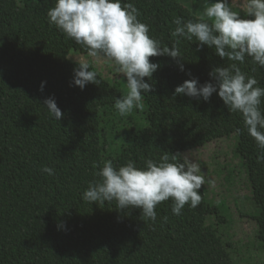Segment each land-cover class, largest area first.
I'll return each instance as SVG.
<instances>
[{
	"label": "trees",
	"instance_id": "16d2710c",
	"mask_svg": "<svg viewBox=\"0 0 264 264\" xmlns=\"http://www.w3.org/2000/svg\"><path fill=\"white\" fill-rule=\"evenodd\" d=\"M55 2L0 0V264H264V256L255 260L249 250L250 257L239 260L240 251L224 228L228 209L224 201L208 197L206 184L197 208L185 205L176 216L172 201H165L156 208L155 223L139 209L120 211L115 201L97 205L82 199L105 160L115 167L128 160L143 167L162 152L174 155L234 136L254 203L246 212L255 220L264 253V163L258 162L261 150L242 117L230 113L215 93L208 102L173 95L193 77L214 83L211 69L232 62L184 40L179 47L185 71L170 57H150L160 65L148 81L152 91L141 109L121 117L114 98L126 94V79L111 81L88 62L99 84L83 90L73 85L74 69L82 62L69 53L87 51L49 24L47 12ZM122 3L137 7L138 19L161 46L173 43L176 18L203 17L180 0ZM239 66L264 87V68L249 59ZM48 97L61 109L60 121L43 107ZM43 167L53 168L55 175L42 172Z\"/></svg>",
	"mask_w": 264,
	"mask_h": 264
},
{
	"label": "clouds",
	"instance_id": "9594fccd",
	"mask_svg": "<svg viewBox=\"0 0 264 264\" xmlns=\"http://www.w3.org/2000/svg\"><path fill=\"white\" fill-rule=\"evenodd\" d=\"M139 15L133 3L122 0H56L47 12L49 24L86 49L89 57L110 61L126 79V94L114 98V108L121 117L141 109L145 95L152 91L148 81L160 65L150 57H170L184 72L179 45L195 40L197 50L207 46L221 60L231 61L211 69L209 76L214 83L201 84L193 77L178 85L173 95L204 102L214 93L218 95L230 113L242 117L248 135L261 150L258 162L264 163V87L239 66L249 59L264 68V0H215L205 8L203 17L176 18L170 46H161L160 40L150 37L149 25L141 22ZM187 75L191 77L190 72ZM89 83L99 84L97 73L82 62L74 69L73 85L83 90ZM45 84L41 82V91ZM43 107L57 121L63 118L54 97L46 98ZM41 171L55 175L50 167ZM95 175L99 179L90 182L82 194L85 202L103 205L115 201L120 211L139 209L141 216L153 223L159 204L171 200L173 215L180 216L185 205L195 209L201 204L199 190L212 183L191 156L167 152H162L158 160L146 159L143 167L133 160L119 167L105 160Z\"/></svg>",
	"mask_w": 264,
	"mask_h": 264
},
{
	"label": "rangeland",
	"instance_id": "374dc122",
	"mask_svg": "<svg viewBox=\"0 0 264 264\" xmlns=\"http://www.w3.org/2000/svg\"><path fill=\"white\" fill-rule=\"evenodd\" d=\"M198 16H204V10L211 0H180ZM243 15V13H241ZM69 58L78 62L91 63L100 74L111 81L122 80L123 77L115 70V66L104 58H91L87 53L72 50ZM125 79V78H124ZM235 137H225L210 141L203 146L192 148L181 154H188L195 159L204 172L205 179L212 181L206 183L208 197L213 201H224L228 211V223L224 227L227 239L238 247L242 261L244 255L253 254V259L264 256L260 243L256 239V223L248 213L254 208L251 200V187L244 167L239 166L240 158L235 154ZM225 209V208H223ZM247 211V212H246Z\"/></svg>",
	"mask_w": 264,
	"mask_h": 264
}]
</instances>
